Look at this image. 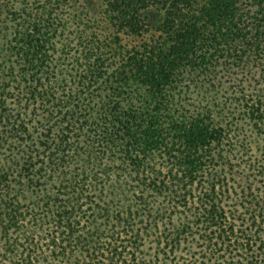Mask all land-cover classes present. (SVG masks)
<instances>
[{
    "label": "trees",
    "instance_id": "16d2710c",
    "mask_svg": "<svg viewBox=\"0 0 264 264\" xmlns=\"http://www.w3.org/2000/svg\"><path fill=\"white\" fill-rule=\"evenodd\" d=\"M0 239V264H264V0H0Z\"/></svg>",
    "mask_w": 264,
    "mask_h": 264
},
{
    "label": "rangeland",
    "instance_id": "374dc122",
    "mask_svg": "<svg viewBox=\"0 0 264 264\" xmlns=\"http://www.w3.org/2000/svg\"><path fill=\"white\" fill-rule=\"evenodd\" d=\"M234 168H236V167H234ZM19 190H15L16 196L19 200L18 208L22 212H24L25 218H24L23 222L26 223L29 220L28 219L29 214L37 212L35 205L37 204L38 198L35 197V193L32 192V194H31V192L29 191L30 189L29 190L26 189L23 192L19 191ZM158 202H163L162 197L159 198ZM39 204L40 203H38V205ZM159 204H161V203H159ZM177 208H178V211L181 212L182 208L181 207H177ZM167 214H169V219H170V216L172 214H170V213H167ZM174 216H176V215L174 214L171 216V220L174 218ZM26 226H31V222H29V223L27 222ZM32 228L33 227H31L30 229H24L22 231V235L24 234V236H25L28 232H30L32 230ZM191 239H192L191 241H190V239H187L186 242L182 243V245L180 247L179 261L178 262H182V260H186L187 258H196L197 255L199 254V249H200L199 243L195 242V240L193 238H191ZM150 240L151 239H147V241H145L144 245L141 246V248H140L142 250L141 255L143 256V258H148L151 256V254H153L152 248L154 247V245H153V243L149 242ZM190 245H192L191 248L189 247ZM154 252H156V251H154Z\"/></svg>",
    "mask_w": 264,
    "mask_h": 264
}]
</instances>
